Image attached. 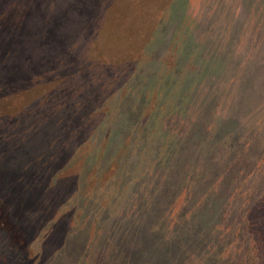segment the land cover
I'll return each instance as SVG.
<instances>
[{
	"label": "rangeland",
	"instance_id": "374dc122",
	"mask_svg": "<svg viewBox=\"0 0 264 264\" xmlns=\"http://www.w3.org/2000/svg\"><path fill=\"white\" fill-rule=\"evenodd\" d=\"M28 1L0 0V264H221L218 192H264V0H38L25 47Z\"/></svg>",
	"mask_w": 264,
	"mask_h": 264
},
{
	"label": "trees",
	"instance_id": "16d2710c",
	"mask_svg": "<svg viewBox=\"0 0 264 264\" xmlns=\"http://www.w3.org/2000/svg\"><path fill=\"white\" fill-rule=\"evenodd\" d=\"M9 1L6 0L8 5ZM4 3L0 5L3 6ZM46 8L47 6L44 4L43 7L38 0H29L28 7L24 9L27 17L22 19L20 26L13 19H9L8 27H11L13 35L15 33L16 39L20 30L26 31L27 37L21 41L27 44L25 47L29 46L31 37L38 34L44 36L47 30L55 33L59 18L54 20V13H50ZM0 10L2 21V8ZM28 24L36 25L38 29L36 26L32 29ZM4 31L5 28L0 25V51L6 49L3 44ZM42 42L54 45L50 37ZM237 181L238 178L233 177L217 194V198L223 200L215 211L220 229L217 238L218 255L221 264H264V192L243 190L242 187H237ZM229 198L234 203L225 201Z\"/></svg>",
	"mask_w": 264,
	"mask_h": 264
}]
</instances>
